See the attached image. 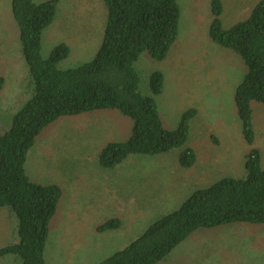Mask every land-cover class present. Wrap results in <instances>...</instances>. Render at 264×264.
Listing matches in <instances>:
<instances>
[{"label":"rangeland","instance_id":"374dc122","mask_svg":"<svg viewBox=\"0 0 264 264\" xmlns=\"http://www.w3.org/2000/svg\"><path fill=\"white\" fill-rule=\"evenodd\" d=\"M42 2L45 0H34ZM257 0H223L224 26L244 16ZM11 0H0V132L31 98L30 77L21 52ZM181 11L178 41L160 62L143 53L134 64L141 91L148 93L154 71L165 76L156 99L166 128L175 129L183 113L195 109L190 147L196 166L184 183L178 150L165 156H130L113 170L102 169L98 153L108 143H123L132 121L117 111L63 117L49 125L30 149L26 171L31 181L62 189L51 220L46 264H96L124 248L159 217L177 208L198 189L223 177L245 175L249 147L243 141L233 96L245 74L240 58L212 43L208 36L210 0H178ZM105 9L102 0H62L53 22L42 33V55L65 43L70 53L58 68L90 62L102 43ZM255 147L264 167V106L254 104ZM217 139L214 143L211 137ZM191 184L192 186H188ZM119 217L122 227L98 233L105 220ZM16 219L0 209V247L16 241ZM0 264H21L0 258ZM158 264H264V225H227L199 229Z\"/></svg>","mask_w":264,"mask_h":264},{"label":"trees","instance_id":"16d2710c","mask_svg":"<svg viewBox=\"0 0 264 264\" xmlns=\"http://www.w3.org/2000/svg\"><path fill=\"white\" fill-rule=\"evenodd\" d=\"M61 2L11 0L32 95L13 116L10 129L0 132V209L6 208L16 219V241L0 247V258L14 256L21 264H46V243L62 189L31 181L26 161L38 137L59 119L117 111L132 121L127 141L110 142L99 151L98 164L105 170H113L130 156H165L173 150H178L181 170H190L197 162L195 149L187 144L197 111H186L175 129L166 128L156 101L164 92V74L154 71L144 94L134 67L143 53L160 62L167 58L178 40V0H102L105 24L98 51L90 62L66 70L58 68L70 53L65 43L46 57L41 51L42 33ZM224 10L223 0H210L208 36L238 56L245 67L233 96L241 135L249 147L245 175L223 177L194 191L124 248L96 264H158L199 229L264 225V167L253 124V105L264 106V0H257L227 26ZM2 84L0 78V89ZM122 225L119 217H113L96 231L119 230Z\"/></svg>","mask_w":264,"mask_h":264},{"label":"crops","instance_id":"0c3cea01","mask_svg":"<svg viewBox=\"0 0 264 264\" xmlns=\"http://www.w3.org/2000/svg\"><path fill=\"white\" fill-rule=\"evenodd\" d=\"M10 6H11V4H10ZM59 7H60V4H59ZM59 7H58V10H59ZM12 14V13H11ZM178 41V40H177ZM176 44V43H175ZM198 117H199V113L197 114V116L193 119V121H195L196 119H198ZM197 153V152H196ZM197 163V162H196ZM195 166H196V164H195ZM194 166V167H195ZM180 169V168H179ZM192 169V168H191ZM191 169L190 170H187V171H184V170H181L180 169V171H181V173H182V176H181V178H182V180H183V182L184 183H187V182H189L188 180L189 179H191V178H188V176L190 175V174H192V172H191ZM189 187L190 186H192L191 184H189L188 185ZM50 233V232H49ZM46 255V254H45ZM45 260H46V258H45ZM46 263H47V260H46Z\"/></svg>","mask_w":264,"mask_h":264}]
</instances>
